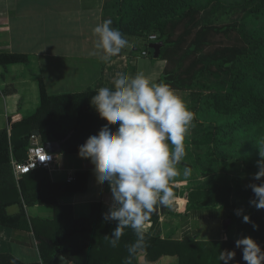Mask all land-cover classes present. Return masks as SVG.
<instances>
[{
	"label": "trees",
	"instance_id": "16d2710c",
	"mask_svg": "<svg viewBox=\"0 0 264 264\" xmlns=\"http://www.w3.org/2000/svg\"><path fill=\"white\" fill-rule=\"evenodd\" d=\"M101 18L111 20L112 27L124 37L144 36L141 48L149 52L148 36L163 41L159 58L165 64L157 83L189 90L190 109L196 119L205 115L222 118L213 127L199 129L196 148L212 146L210 154L220 166L231 150L241 146H237L240 141L259 143L264 153V0H104ZM28 61L26 53L0 51V66ZM37 85L35 110L25 116L9 115L7 126L0 130V225L33 229L40 260L26 263L4 252L0 264H50L58 254L76 264H137L141 252L146 262L172 255L179 264H187L194 244L191 240L162 238L154 212L144 246L135 252L129 251L137 240L131 228L124 230L116 247L110 245L106 236L116 222L104 220L100 201L91 203L86 216L73 217L68 211L61 220L59 214L69 206H60L59 196L86 191L87 170L75 171L70 181H52L46 169L36 168L16 181L11 159H26L33 131L39 132L43 144L60 142L61 153L76 154L78 146L105 124L90 105L98 89L48 94L41 77ZM203 172L207 176L212 171ZM251 183H243L239 175L222 174L185 191H173L174 196L185 200L184 210L196 204L217 205L231 219L227 230L235 222L234 239L213 243L215 251L207 264L214 263L216 251H235V241L242 236H250L264 250V209L249 203L255 198L248 187ZM35 204H53L54 216L34 217L31 222L36 221L29 223L25 206ZM14 205L16 211L8 210ZM237 209L242 210L240 216ZM243 215L249 216V222H243ZM233 264L245 263L236 260Z\"/></svg>",
	"mask_w": 264,
	"mask_h": 264
},
{
	"label": "crops",
	"instance_id": "0c3cea01",
	"mask_svg": "<svg viewBox=\"0 0 264 264\" xmlns=\"http://www.w3.org/2000/svg\"><path fill=\"white\" fill-rule=\"evenodd\" d=\"M103 2L104 0H0V51L26 53L29 56L28 63L0 66V130L7 126L9 115L25 116L35 110L38 105V77L43 80L48 94L82 91L89 87L112 88V81L117 73L134 76L142 72L150 81L157 83L165 61L150 56L149 51L141 56V51L146 50L140 48L143 41L137 44L129 41L128 47L118 55L108 61L100 59L102 52L95 47L97 37L92 29L102 22ZM93 52L96 54L91 55ZM174 90L191 110L190 91ZM199 122L194 117V126L190 127L185 138L191 145L196 142L194 128ZM54 155V170L48 171L52 181L73 177L77 170L88 171L86 191L59 196L58 204L69 206L61 211L59 218L62 220L68 216V211L73 217L86 216L94 201H100L102 211L106 213L110 203V190L106 183H95L93 166L89 161L80 158L78 153L60 152ZM203 160L207 162L205 171L212 172L195 180L196 165L184 156L176 166L179 174L169 183L172 191H185V188L195 183L216 177L213 173L215 168L212 167L217 165L214 162L216 158L206 157ZM225 162L227 160L221 166L218 165L222 170L226 167ZM185 168L189 170L188 176L184 175ZM184 202L183 198L173 196L164 205L163 213L160 214L159 206L156 207L161 237L191 240L195 251L187 264H207L211 252L215 251L212 250L215 246L213 243L234 239L235 222L230 226L231 229H224L223 223L227 216L224 208L212 204H196L184 210ZM173 203H176L174 211L170 208ZM9 208L14 212L17 206ZM55 210L53 204L25 206L29 223L35 222L37 218H52ZM34 217L37 218L31 222ZM151 226L152 222L148 221L145 231ZM4 252H10L26 263L40 260L33 229L0 225V254ZM234 252V260L229 264L236 260L243 261L241 250L236 248ZM214 254L216 257L213 258V264H223L218 259L220 252L216 251ZM137 264H179V260L176 256L164 255L156 261L146 262L141 252L138 254Z\"/></svg>",
	"mask_w": 264,
	"mask_h": 264
},
{
	"label": "clouds",
	"instance_id": "9594fccd",
	"mask_svg": "<svg viewBox=\"0 0 264 264\" xmlns=\"http://www.w3.org/2000/svg\"><path fill=\"white\" fill-rule=\"evenodd\" d=\"M92 32L103 61L128 45L111 20L98 23ZM112 84V88L100 87L91 97L90 105L105 124L78 146V156L93 166L95 183L109 187L110 203L103 218L116 222L106 236L110 245L116 247L124 230L131 228L137 240L129 251L135 252L144 246L150 215L174 196L169 183L179 174L176 166L185 156L184 141L194 126V113L170 85L153 83L142 72L134 76L117 73ZM259 154L262 159L252 178L260 183L248 185L255 197L249 203L264 209V154ZM50 159L45 154L41 161ZM184 175H189L187 168ZM241 214L237 209L236 215ZM243 222H249L248 215H243ZM235 246L246 264H264V250L250 236L238 238ZM234 257V251L223 250L218 259L229 264Z\"/></svg>",
	"mask_w": 264,
	"mask_h": 264
},
{
	"label": "rangeland",
	"instance_id": "374dc122",
	"mask_svg": "<svg viewBox=\"0 0 264 264\" xmlns=\"http://www.w3.org/2000/svg\"><path fill=\"white\" fill-rule=\"evenodd\" d=\"M225 1L228 3H231L235 0H225ZM125 38L128 40V42L131 41L132 44L140 43L142 40L145 39L144 36L125 37ZM126 47H124L123 49H126ZM140 48H141V45H140ZM149 53H150V56H152L151 52ZM27 68L30 70L32 69V67H27ZM197 119L199 120L198 116H197ZM221 119L222 118L216 115H212V116L205 115L204 118L200 117L202 124L196 123L195 128H194L195 134L196 135L198 134L197 136H199L201 134V133L200 134L198 133L199 129L209 127V126L213 127V125L217 124L218 121H220ZM238 144H240L241 146ZM237 146H240V147H238L236 150H231L229 152V154L231 153V155L227 158V162H225L226 167L223 168L222 170V168H220L218 164L215 166L213 165L212 167L215 168L213 173L217 176L222 175L223 173L228 176L239 175L240 180L243 183L248 184V183L255 181L253 180L252 177L258 171L257 161L262 159L259 153L264 154L263 149L261 148L259 143L257 144L253 143V145H248V143H245L244 141L237 142ZM184 148H185V156L188 158V160L191 163L196 165V169L194 171V177L197 176L195 178L196 180L197 178H200L203 176V173H204L203 171H205V167L207 166L206 165L207 162L203 159H206V157H213L212 154H210L212 153L213 148L210 145H202L196 148L195 143H192L191 145L188 139H185L184 141ZM261 179L264 180V177H262ZM212 208L215 209L216 207H212ZM8 210H10L9 207H8Z\"/></svg>",
	"mask_w": 264,
	"mask_h": 264
},
{
	"label": "built area",
	"instance_id": "2783aa9c",
	"mask_svg": "<svg viewBox=\"0 0 264 264\" xmlns=\"http://www.w3.org/2000/svg\"><path fill=\"white\" fill-rule=\"evenodd\" d=\"M155 39V35H150L146 43H148L149 41H154ZM147 53L148 50L141 51V56H144ZM30 143L31 145L27 150V157L25 160L18 161L14 158L11 159L13 174L16 181H18L24 174H27L28 172L36 168H43L47 171L54 170L55 155L46 151L44 144L40 141L39 136L32 134L30 136ZM45 154L52 157V159L41 161ZM71 179L72 176H68L66 180L70 181ZM67 264L76 263L68 262Z\"/></svg>",
	"mask_w": 264,
	"mask_h": 264
},
{
	"label": "water",
	"instance_id": "95a60500",
	"mask_svg": "<svg viewBox=\"0 0 264 264\" xmlns=\"http://www.w3.org/2000/svg\"><path fill=\"white\" fill-rule=\"evenodd\" d=\"M163 46H164V43L161 40L149 41V43H148V49L151 51V54H152V56L154 58H159L160 51L163 48ZM32 134H35V135L39 136V132L38 131H33ZM44 147H45V149H46L47 152H50V153H53V154H58V153L61 152L60 142H48V143H44ZM172 207H173V209H172ZM175 207H176V203H173L170 206V208H171L172 211L175 210ZM163 211H164V206L163 207L159 206V212H160V214L163 213ZM153 212L154 213H157L158 212V209H155ZM230 223H231V219L226 218L225 221H224V223H223V228L224 229H227L228 228V225ZM67 263H68V260L65 257H63L62 255L58 254V255H56L54 257V259L51 261L50 264H67Z\"/></svg>",
	"mask_w": 264,
	"mask_h": 264
}]
</instances>
